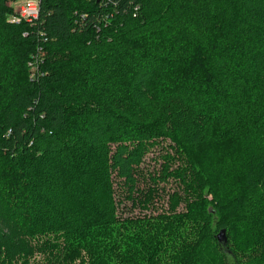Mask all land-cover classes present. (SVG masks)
<instances>
[{"label": "trees", "instance_id": "16d2710c", "mask_svg": "<svg viewBox=\"0 0 264 264\" xmlns=\"http://www.w3.org/2000/svg\"><path fill=\"white\" fill-rule=\"evenodd\" d=\"M14 1L0 264H264V0H39L19 23Z\"/></svg>", "mask_w": 264, "mask_h": 264}, {"label": "rangeland", "instance_id": "374dc122", "mask_svg": "<svg viewBox=\"0 0 264 264\" xmlns=\"http://www.w3.org/2000/svg\"><path fill=\"white\" fill-rule=\"evenodd\" d=\"M20 1L21 0H16L14 1L13 5L14 8L17 10L20 6ZM169 142L167 141L164 143L161 147H155L151 149V151L144 157L143 163L141 164V169H143L145 181L147 183L148 175L151 173H154L155 171L160 170V164L163 162L161 158V154L164 153L162 151L163 147H165ZM146 184L143 182L139 186L144 187ZM160 186L165 187V191L167 192H172L175 188H177V184L174 180H167L166 182H160ZM167 194H162L161 197H155V209L153 210H140L138 206H131L132 203L130 200L123 199V202H121L119 208H120V213H123L124 216H141L142 214H156L161 211L164 207H166V199H167ZM36 261L40 263L41 261V255L38 254Z\"/></svg>", "mask_w": 264, "mask_h": 264}, {"label": "built area", "instance_id": "2783aa9c", "mask_svg": "<svg viewBox=\"0 0 264 264\" xmlns=\"http://www.w3.org/2000/svg\"><path fill=\"white\" fill-rule=\"evenodd\" d=\"M39 6V0H21L19 8L17 10L14 8L10 21L19 23L22 20L32 21L36 19L39 14Z\"/></svg>", "mask_w": 264, "mask_h": 264}, {"label": "water", "instance_id": "95a60500", "mask_svg": "<svg viewBox=\"0 0 264 264\" xmlns=\"http://www.w3.org/2000/svg\"><path fill=\"white\" fill-rule=\"evenodd\" d=\"M222 235V234H219V236Z\"/></svg>", "mask_w": 264, "mask_h": 264}]
</instances>
